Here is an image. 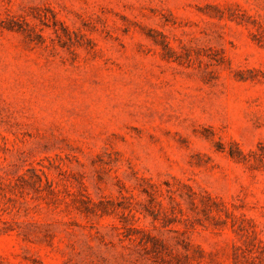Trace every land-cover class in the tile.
I'll list each match as a JSON object with an SVG mask.
<instances>
[{
  "label": "rangeland",
  "instance_id": "1",
  "mask_svg": "<svg viewBox=\"0 0 264 264\" xmlns=\"http://www.w3.org/2000/svg\"><path fill=\"white\" fill-rule=\"evenodd\" d=\"M0 264H264V0H0Z\"/></svg>",
  "mask_w": 264,
  "mask_h": 264
}]
</instances>
